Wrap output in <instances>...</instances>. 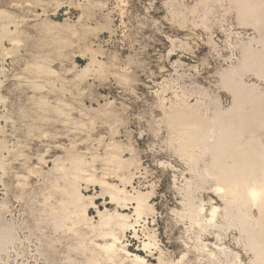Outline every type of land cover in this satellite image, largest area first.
Returning <instances> with one entry per match:
<instances>
[{"label": "rangeland", "instance_id": "rangeland-1", "mask_svg": "<svg viewBox=\"0 0 264 264\" xmlns=\"http://www.w3.org/2000/svg\"><path fill=\"white\" fill-rule=\"evenodd\" d=\"M0 12V226L12 232L0 264H67L42 254L67 185L57 158L94 165L78 184L101 209H115L100 196L102 178L133 177L151 195L154 214L124 238L148 264H264L258 210L248 218L236 200L224 211L213 191L233 166L244 178L264 163V0H0ZM51 20L78 31L51 34ZM93 57L102 70L77 78ZM229 120L243 126L235 148L250 152L240 161L223 158L212 136ZM80 130L90 140H74ZM110 144L121 169L105 167ZM213 205L223 211L211 226L195 211L208 217Z\"/></svg>", "mask_w": 264, "mask_h": 264}, {"label": "bare ground", "instance_id": "bare-ground-1", "mask_svg": "<svg viewBox=\"0 0 264 264\" xmlns=\"http://www.w3.org/2000/svg\"><path fill=\"white\" fill-rule=\"evenodd\" d=\"M246 9L249 10V6L244 8L245 11ZM0 13L3 14V12ZM78 22H84V18L81 16ZM47 29L51 34L55 35H64L70 32L75 34L78 31L74 26L71 29V27H67L63 22L53 20L50 21ZM4 32L5 36L10 35L8 25L4 26ZM10 39L13 43L18 42L15 38ZM0 45H2L1 42ZM91 68H96L95 71L102 70V64L96 60V57L92 58L91 63L83 66L76 77H86ZM34 69L39 74L47 73L49 75L55 73L48 66H39V64ZM240 115L245 120V116H248L247 113ZM79 116L86 117L89 115H86L83 111L80 112ZM84 119L86 120V118ZM231 120L228 121L225 127L219 130L216 136L214 134L212 136L217 138V142L220 141L217 143V148L223 158H228L230 154H234L233 159L240 161L244 158L245 154H250V152L246 150V147L243 150L235 148L234 145L237 142L238 136H243L241 130L243 126L242 123L236 126ZM74 123L76 122L74 121ZM245 129L243 130L244 132ZM224 130L227 132L225 133ZM195 131L197 132V129L193 132ZM82 132V130L78 132L73 131L75 133L73 139L77 141L79 137V140L84 142L90 140V136L81 138L80 135L83 136ZM220 136H225L223 141L220 140ZM56 148L63 149V146L57 144ZM114 148V144L106 146L105 152L108 155V159L105 161L106 169H121L123 161L120 154L113 151ZM216 156H218V153H216ZM57 165L59 166L57 167ZM55 166L61 172V179L65 180L67 185L59 189L60 198L58 201H55L49 210L50 213L47 215L49 217L47 219L49 230L47 233H44V239H42V254L47 259H51L52 255H60L61 253L65 256L64 259L67 264H114L116 262L148 264L145 256L133 253L129 249L128 244L124 242V238L126 237V232L129 230H132L135 237H138L137 225L143 218L146 221L147 215L154 214L155 207L151 202V195L144 194L141 189L136 188L132 184L133 177L128 180H125L122 176L119 177L122 183L120 185L109 183L105 178H102L98 181V185L101 188L100 196L108 199L106 203L114 205L115 209L109 210L107 207L101 209L97 203L98 197L81 191L78 184L79 180L87 181L94 176L96 172L94 165L87 164V162L82 164L81 160L72 164L71 162L68 163V161L66 162L61 158H57ZM232 169L233 171L227 175L224 182H216L213 186V191L225 200L226 209L224 211L231 210L234 201L237 200L241 203L244 213L249 216L248 218L251 217V209L256 208L261 222H264V163L258 168L259 174L254 175L251 170L243 174L244 178L239 177V170L236 167L233 166ZM116 172H119V170H116ZM234 184L236 185L233 186ZM243 185L244 190L240 187ZM126 201L132 204L133 214L126 212V209L130 207V204H126ZM93 209L96 210V217L90 214V211ZM220 211H223L221 206L213 205L210 208L208 217H205L204 208L202 207H198L195 212L200 221H206L212 226ZM11 238V230L7 226H0V252L7 250ZM56 244H64L65 250L60 252ZM147 247V245H144V248ZM257 254H262V250H258Z\"/></svg>", "mask_w": 264, "mask_h": 264}]
</instances>
